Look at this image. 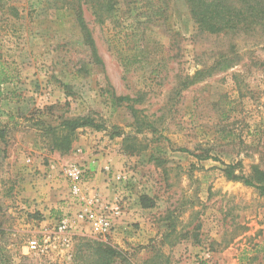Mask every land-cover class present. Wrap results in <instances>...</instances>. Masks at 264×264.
I'll return each instance as SVG.
<instances>
[{"label":"rangeland","instance_id":"rangeland-1","mask_svg":"<svg viewBox=\"0 0 264 264\" xmlns=\"http://www.w3.org/2000/svg\"><path fill=\"white\" fill-rule=\"evenodd\" d=\"M166 2V21L121 4L104 25L84 7L95 65L60 3L1 1L0 62L12 79L0 96V228L14 264H71L81 240L96 239L86 224L66 241L52 235L75 215L57 195L70 192L73 161L50 150L47 128L88 116L100 129L78 130L73 147L86 139L125 160L113 169L130 176L123 216L133 197L149 206L130 236L101 240L120 254L113 264H264V192L228 175L264 173V29L202 33L184 0ZM113 94L137 102L115 107ZM46 231L51 249L27 252Z\"/></svg>","mask_w":264,"mask_h":264},{"label":"trees","instance_id":"trees-1","mask_svg":"<svg viewBox=\"0 0 264 264\" xmlns=\"http://www.w3.org/2000/svg\"><path fill=\"white\" fill-rule=\"evenodd\" d=\"M2 0H0L1 3ZM54 4L70 10L75 14L76 22L83 34L85 46L89 50L90 64L101 65L102 61L98 55V49L93 37V33L85 19L84 7L92 11L96 22L101 25L112 21L118 7L121 4L136 6L141 4L143 7L151 9L152 18L166 21L167 19V2L166 0H52ZM189 11L191 19L202 33L210 35H222L238 32H255L258 28L264 29V0H184ZM155 7H157L155 9ZM10 11L17 14L15 8ZM12 76L7 72L6 65L0 62V96H2L1 86L7 84ZM140 100V99H139ZM112 104L115 107H121L123 104L136 103L137 100L130 97H119L111 95ZM139 121L140 112L135 107L128 106ZM153 128L151 123L139 124ZM85 127L100 126L95 124L89 116L75 120H65L58 129L47 128L46 135L50 137L52 152H58L65 156L72 152L73 144L77 139V131ZM5 132L0 131V137H4ZM229 178L234 181H241L248 187H253L264 192V173L256 172L251 177H240L234 173L228 174ZM143 207H149L144 204ZM8 233L0 228V264H14V251L10 249V242L5 238ZM16 251L15 253H17ZM120 254L115 249L107 246L106 243L97 239H82L78 246V253L71 264H113L114 258Z\"/></svg>","mask_w":264,"mask_h":264},{"label":"built area","instance_id":"built-area-1","mask_svg":"<svg viewBox=\"0 0 264 264\" xmlns=\"http://www.w3.org/2000/svg\"><path fill=\"white\" fill-rule=\"evenodd\" d=\"M106 182L115 192V197L109 199L96 193L88 196L85 193L84 185L87 177V170L82 165L72 162L63 170V176L70 187V193L81 205L80 210L73 217H65L52 231L54 237L64 238L76 232L81 224H86L91 234L99 240L106 241L115 231V224L123 217L124 202L120 191L122 186H127L130 176L124 172H115L112 166L108 165L103 169ZM47 233L43 232V240L34 237L25 249L29 253L45 254L51 249L50 240H47ZM50 234V233H49ZM209 257V255H208Z\"/></svg>","mask_w":264,"mask_h":264},{"label":"crops","instance_id":"crops-1","mask_svg":"<svg viewBox=\"0 0 264 264\" xmlns=\"http://www.w3.org/2000/svg\"><path fill=\"white\" fill-rule=\"evenodd\" d=\"M81 144L76 143L73 147L74 149L72 150V153L68 155V157L66 158H69L73 162L75 161V163H78L82 165L84 168H86L88 174H87L86 182L84 185L85 193L88 194V196L90 197L98 193L99 195L103 197L113 199L115 197L114 195L115 192L110 187V185L106 182L103 169L106 166L110 165L113 167L115 171L121 170L122 164L125 162V160H123L122 156H117L116 154H110L109 152L103 151L101 147L95 146L91 142H88L86 139L83 140L82 149H80ZM75 149L76 151H78V153H74ZM57 155L58 157L61 156L59 153H57ZM50 167L54 168L55 165L50 166ZM52 173H55V171H51L50 174ZM66 191L60 190L57 192L58 200L61 201L60 205L62 206L60 209L63 212H68L70 214L71 213L76 214L80 210L81 205L78 201L75 200V198L69 195L70 193L69 191L67 192ZM73 200L76 201L75 203H78L80 206L75 204ZM129 201L125 206V211L127 213H125L122 219L116 222L115 231L110 235V238H113V239L115 238L116 241H118L117 238H124L125 236H128L130 234V232L133 230V227L131 226V223L133 221L146 222L145 219L149 216V213H148L149 209H146V207H143V205L140 203L139 200H137L136 197L135 198L133 197L132 201L131 200ZM144 216L146 218H144ZM147 223H148V220H147ZM149 225L150 224L148 223L147 227H149ZM153 227L155 228L154 230L157 229L155 225ZM157 227L161 229L159 225ZM164 230L165 229H163L162 232Z\"/></svg>","mask_w":264,"mask_h":264}]
</instances>
